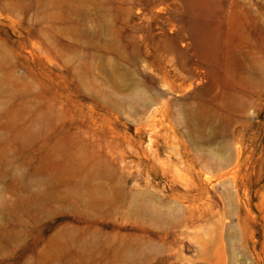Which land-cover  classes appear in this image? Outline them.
Returning <instances> with one entry per match:
<instances>
[{
    "label": "rangeland",
    "instance_id": "1",
    "mask_svg": "<svg viewBox=\"0 0 264 264\" xmlns=\"http://www.w3.org/2000/svg\"><path fill=\"white\" fill-rule=\"evenodd\" d=\"M0 264H264V0H0Z\"/></svg>",
    "mask_w": 264,
    "mask_h": 264
}]
</instances>
